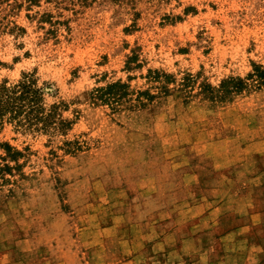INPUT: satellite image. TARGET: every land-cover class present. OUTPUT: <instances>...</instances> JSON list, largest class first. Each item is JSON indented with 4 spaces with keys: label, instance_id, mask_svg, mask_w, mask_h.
<instances>
[{
    "label": "rangeland",
    "instance_id": "1",
    "mask_svg": "<svg viewBox=\"0 0 264 264\" xmlns=\"http://www.w3.org/2000/svg\"><path fill=\"white\" fill-rule=\"evenodd\" d=\"M254 65L264 0H0V86L32 74L72 121L0 123V264L263 257L264 86L221 90Z\"/></svg>",
    "mask_w": 264,
    "mask_h": 264
},
{
    "label": "trees",
    "instance_id": "2",
    "mask_svg": "<svg viewBox=\"0 0 264 264\" xmlns=\"http://www.w3.org/2000/svg\"><path fill=\"white\" fill-rule=\"evenodd\" d=\"M253 82L257 86H264V68L261 65H254L253 71L244 78L232 76L225 80L221 84V90L224 93L240 92L248 88ZM126 88L125 83H111L91 91L89 98L93 102L115 103L127 94ZM44 89V87L37 85V79L32 74L24 75L11 85L4 82L0 86V123L7 118L9 121H13L16 128L24 131L34 130L50 135L54 133L66 134L72 121L62 117L59 112L60 103H53L49 109L44 105ZM72 143L65 141L68 147ZM3 145L9 157L19 153L17 150L13 152V147L10 144L4 143ZM3 167L11 169L8 164ZM3 167L0 166V169Z\"/></svg>",
    "mask_w": 264,
    "mask_h": 264
},
{
    "label": "crops",
    "instance_id": "3",
    "mask_svg": "<svg viewBox=\"0 0 264 264\" xmlns=\"http://www.w3.org/2000/svg\"><path fill=\"white\" fill-rule=\"evenodd\" d=\"M240 230L245 232V229H243V228H239L237 231L240 232ZM234 231L236 232V230H234ZM248 231H249V229H248ZM243 248H247V247L244 246ZM254 248H255L256 253H261V254L263 253L264 254V243H257ZM241 252H242L241 254H243V250H241ZM244 252H245V250H244ZM238 254H239V259H241V254L240 253H238ZM259 256L260 257H258L257 259H255L254 261H252L250 263L241 262L240 264H264V255H263V257L261 255H259ZM235 257L237 258V255H235ZM225 258H226V261H224V263L229 264V262H231V264H232V261L229 258H227V257H225Z\"/></svg>",
    "mask_w": 264,
    "mask_h": 264
}]
</instances>
